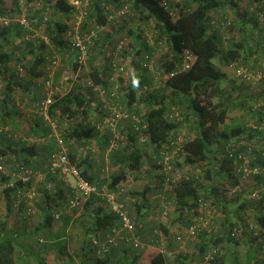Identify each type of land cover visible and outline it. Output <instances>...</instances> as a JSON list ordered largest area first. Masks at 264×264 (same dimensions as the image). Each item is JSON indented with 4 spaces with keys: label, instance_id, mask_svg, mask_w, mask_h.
<instances>
[{
    "label": "trees",
    "instance_id": "obj_1",
    "mask_svg": "<svg viewBox=\"0 0 264 264\" xmlns=\"http://www.w3.org/2000/svg\"><path fill=\"white\" fill-rule=\"evenodd\" d=\"M27 1L30 4L32 1L38 3V6L35 7L36 10L32 11L33 13L30 12V4L24 3L28 7V11L23 14L21 6H24V4H19L21 0H0V19L5 18L7 21L3 26L0 24V122L2 126L8 125L5 116L7 110L11 107L14 91L21 89L23 93L26 92L25 89L28 85L35 86L36 90L39 91L36 102L40 104L46 98L48 92L46 83L51 80L54 95L51 96L52 104L48 107L49 118L62 122L65 118L76 120L81 117L75 126L62 129L60 136L64 140L65 146L71 148V144H69L71 140L78 143L86 141L88 138L86 129L91 126L90 121L87 119L88 114L92 111V106L96 104L93 100L95 95L91 88L87 89L89 97L84 95L83 89L78 83H75L65 94L56 93L54 86L58 84L59 72H53L51 79L48 77L46 72L51 71L48 67L44 68L46 59L42 49L53 46L66 53L71 50L73 54L70 57L72 72L78 74L81 72L78 69L80 53L77 48H73L76 40L75 36L80 39L88 36L92 44L90 46L93 49L96 48L97 55L103 56L102 68L105 70L100 71V67H92L87 80L93 85H102L106 88L107 85H104V79L108 74L106 73V67L108 70L112 69L111 65L120 68L113 57L119 53L123 54V49L126 50V47H124L126 44L130 54H132V59L129 58V62L139 70L133 76L130 85L120 88L123 93L122 98L127 103L128 112H132L130 114H134V118L129 117L119 123L121 129L125 132V134H122L125 138L119 141L118 150L112 152L113 154L111 153L116 169L99 184L94 182V178L88 174V157L85 159L80 157L82 160H79V156L76 158L77 155L75 156V153L73 154L70 152L71 150H68V158L71 164L77 167L80 176L85 181L98 185L106 183L110 191H116L119 184L127 179L128 173L137 174L142 172L144 157L148 155L147 149L151 151L154 158L160 155V151L173 152L177 149L171 161L174 167L178 169L190 166L196 172L194 175L183 177L180 182L171 183V189L167 191V194L173 198L176 205V213L178 214L175 220L177 223L184 230L187 229L194 223L193 218L197 217L198 213L195 209L199 206L200 199L211 196L214 197L213 203L216 205L218 203L222 204V208L225 210L229 206H235L233 213L243 222V225H241L242 227H233L226 211L222 234L217 235L216 238H210L214 245L210 244V247H208L204 239L206 234L201 231L199 235H202L199 240L202 243L198 258L194 260L193 257L178 255L173 264H224V255L218 253V250L212 255L210 261L204 263L203 259L206 252L215 249L219 243L226 242L229 244L236 241L235 234L239 228L242 233H246L250 237L243 264H264V194L262 195L258 191L261 198L259 200L253 199V201L258 203L259 208L250 207L248 210L252 213L249 214L252 215L251 219L245 220L243 217L247 214L245 203L239 204L236 199L229 202L225 200L220 202L222 192L216 184L217 178L232 181V187L239 183L238 177L240 176L233 174V171L242 165L243 159L239 156H244V150L246 151V149L242 147L235 148L232 155H230L226 148L234 137L241 135L242 129L239 125L233 123L231 131H228L230 127L221 129L228 117L229 110L232 109V102L227 98V91L221 85L225 80V73L214 60L220 58L227 66L238 60L242 54L243 58L247 59L254 49L251 50L252 46H249L246 42L251 35L246 28L257 24L259 12L247 16V10L240 14L238 8L236 9L238 14L236 17L241 25L238 28L232 26L231 30H239V33H244L242 34L243 39L237 41L230 39L224 49L220 47L221 38L217 32L207 34L212 11L218 12L225 5L236 8L240 1H243L248 7L252 6L255 11H263L264 0H225V3L224 0H192L194 4L191 7L185 1L173 0H88L87 5L84 6L82 17L67 0ZM79 1L85 4L86 0ZM47 8L51 10L49 18L44 17ZM221 13L225 15L224 11H221ZM254 14L255 17H251ZM23 15L27 25H22L20 22ZM72 19L76 24L73 29L67 25ZM224 22L226 23V21ZM143 24L149 29L153 27L155 32L153 44H150L143 36L146 29L142 26ZM215 24L217 26V23ZM210 25L212 26V24ZM227 25H230L229 22ZM108 26L110 30L104 31ZM119 31L126 37L118 35ZM68 32L73 35H69ZM16 39L19 40V43L11 46L10 44ZM45 39L48 42H45ZM101 40L102 45L100 44ZM130 40L131 43H129ZM253 42L256 45L254 52L260 53L262 56V60L259 62L261 66V64H264L262 39L255 38ZM162 43H165L168 49L163 59L159 61V66L154 71V75H152V77L159 76V79L154 81L151 75L147 73V69L151 61L150 58L154 53V47ZM97 46H100V48ZM27 50L28 52L25 53ZM185 51L193 55L194 61L189 68L183 70L182 59ZM125 52L124 55H127V51ZM260 70L262 72V74L259 73L260 80H262L261 86L264 87L263 67ZM38 81L41 83H38ZM143 86L150 87V90L145 94H138ZM141 102L144 103L142 113L138 107ZM36 104L35 109L36 114H38L40 111ZM179 110V115L181 112L186 115L185 121L173 115L174 112H179ZM12 114L16 116L15 112ZM35 118L34 126H36V130L33 129L34 134L38 138L48 137L51 128L48 126L47 121L42 115ZM190 121L195 125L196 133L180 146L177 142V132L184 122L188 123ZM94 125L92 130L96 131V134L103 139L104 145L101 148L104 152L109 146V136L100 135ZM41 130L43 133L38 132ZM259 132L261 131H255V133ZM262 133L264 135V129ZM52 140L56 145V138H52ZM171 143L174 144L171 146ZM12 146V144H9L6 147L7 149L1 150V154L12 155L15 158L14 161L18 162L15 174L27 169L34 172L37 158L40 156H43V160L48 159L47 169H45L48 172L52 154L58 151V147L52 149V145H48L49 147L43 145L39 148L35 145L27 146L26 144ZM253 155V151L249 152L250 163H248V166L261 170L260 175H253L255 179H259L262 176L261 174L264 175V152L257 151L256 155ZM153 165L157 169L160 168L159 165H156L155 159ZM18 176L19 174L15 175L16 180L10 185L11 179L0 174V200L5 201L9 211L14 206L18 207V213H21L20 211L27 206L23 193L30 189L31 181L23 183ZM202 176L210 182V189L207 190L200 186ZM53 178L54 176H48L46 181L52 182ZM158 181L161 184L164 183L162 174L159 176ZM262 185H264V181ZM56 186L57 192L55 194H51L49 189L44 191V200L38 206V210L42 214V221L35 229L30 231H27V229L21 231L16 228L7 229L5 222L0 220V264H15L14 252L16 249H18V254L28 252L19 243V238L24 233L40 235L41 231H45V237L49 240L48 232L57 218L56 214L61 206L60 201L68 196L67 191L70 194L69 203L75 196V190L71 185H66L69 190H66V187L61 183ZM157 188L154 190L155 193H160L162 187ZM148 190H143L138 203H134L137 213L140 212L142 207L148 205L146 197ZM119 200L124 204L126 203L124 200ZM83 204L84 214L90 218L91 222L84 230L85 237L81 250L74 255L76 258L69 257L66 253L65 230L69 226V219L65 220L61 233L54 236L55 241L50 242V245H43L42 252L52 249L57 252V257L68 256V264H75V260L77 264H168L166 256L158 250L154 251L153 247L150 246L146 247V263L140 262L141 254L122 248V246H112L115 248V252L106 255L92 244V240L97 238L102 243L105 233L118 223V218L109 211L108 204L96 196H91L87 201H83ZM156 204L159 205L158 202ZM130 218L136 224V235L141 239L144 224L139 223L137 217L133 215ZM247 229L249 232L246 231ZM157 230L159 229H155V227L152 229L150 242L153 245L158 243L160 230L164 233L168 232L164 227L160 228L159 231ZM261 252L263 253L262 256H260ZM100 253L105 256H101ZM38 259L40 264H46L42 258L39 257Z\"/></svg>",
    "mask_w": 264,
    "mask_h": 264
},
{
    "label": "rangeland",
    "instance_id": "obj_2",
    "mask_svg": "<svg viewBox=\"0 0 264 264\" xmlns=\"http://www.w3.org/2000/svg\"><path fill=\"white\" fill-rule=\"evenodd\" d=\"M25 4H30L27 0H21ZM173 1H185L190 7L194 4L192 0H173ZM225 3V0H224ZM32 4V5H31ZM30 4V12L34 11L35 7L38 6V3L35 1H32ZM238 7V9H237ZM237 7H230L229 5H225L222 7V9L218 12H211V22L212 26L209 24V27L207 28V34H213L217 32L220 35L221 38V48H226L228 41L230 39H234L235 41L240 40L242 38V34L239 33V30H231V27L234 26L236 28L240 27L241 22L236 17L235 12L233 9H237L238 12L241 14L245 10H247L248 15L250 16L251 13H258L259 21L257 24H253L248 26L246 29L251 33L250 37L246 40L247 44L249 46H252L251 50H255L256 45L254 44L253 40L255 38H261L262 39V45L264 46V10L263 11H255L252 6L246 5L243 1H240L237 5ZM36 10V9H35ZM221 11L225 12V15L221 13ZM33 13V12H32ZM36 13V12H35ZM44 17L49 18L51 14V10L47 8L45 10ZM238 15V14H237ZM255 17V14L251 17ZM43 17V19H44ZM250 17V18H251ZM238 19V20H237ZM5 18L0 19V24L3 26L5 24ZM226 21V23L224 22ZM7 22V21H6ZM229 22V26L227 23ZM252 22V21H251ZM217 23V26L216 24ZM220 24V25H219ZM69 27L73 29V27H76L74 19H72L69 24ZM144 28H146L143 32V36L146 37V39L149 41L150 44H153V36H154V29L151 27V29L147 28L145 24H143ZM252 26V27H251ZM219 27V28H218ZM70 29V30H71ZM76 29L74 28V31ZM109 26L106 27L104 31H109ZM262 31V32H261ZM69 35H71V32H68ZM122 37L124 35L119 31L117 33ZM73 35V34H72ZM71 35V36H72ZM117 35V36H118ZM116 36V37H117ZM70 37V36H69ZM243 39V38H242ZM73 40V38H72ZM71 41V37H70ZM102 40L100 41V44L102 45ZM127 42V41H126ZM125 42V43H126ZM245 42V43H246ZM19 43V40L16 39L13 41L10 45L13 46V44ZM131 43V40L129 41ZM92 45V44H91ZM20 46V44H18ZM100 48V46H97ZM124 47H126V50H124L123 54L119 53L118 55H114L115 62L119 65V67L123 68V73H119V75L112 73L113 80L110 81V84L108 85V88H115L116 85L119 86V88L116 90L119 96V102L123 106H126L124 103V100L122 98V91L120 90L121 87H125L126 85H130L132 83L133 76L135 73L139 70L136 69V67L129 62V58L132 59V54L129 52L128 46L125 44ZM167 45L165 43L158 44V46L154 47V53L150 58L149 66L147 69V73L151 75H154V71L157 69V66H159V61L163 59V56L167 52ZM122 50V51H123ZM251 51L250 55H248L247 59L243 58L242 56L232 62L230 65H227L223 63V61L220 58H217L215 63L220 67V69L225 73V80L222 82V87L227 91V98L232 102V109L229 110L228 117L225 120V124L221 126V129L223 127H230L229 124L232 125L233 119H237L240 122V118H244L242 123L240 122L242 128L244 131L246 129H250L252 131H261V135L254 136L251 140L246 141L245 136L242 134L236 139L234 137L230 144L234 143L235 146L245 147L246 151L244 150V156H240L241 159H243V165L245 164L247 167L248 163H250V157L249 152L253 151V156L256 155L257 151L264 152V135L262 133V130L264 129V87L262 85V80H260V74H262L260 68L263 67L264 64H261L260 61L262 60V56L260 53H255ZM127 51V55H124ZM42 53L45 57H47L45 62V68L50 66L49 60L52 57H55L58 60L57 68L54 72H59V77L57 79V85L54 86V90L56 93L65 94L67 93L72 86L76 83L80 84V86L83 89V94L89 97V93L87 91L88 87V73L92 67H103V56L96 54V48L93 49L92 46L89 47L88 55L81 58L83 59V65H81L78 69H80L81 72L78 74L72 72V63L70 57H72V51H68L67 53L63 50H58L53 46L46 47L42 49ZM121 54V55H120ZM130 54V55H128ZM221 55V54H220ZM135 57V55H134ZM51 71V70H50ZM48 75H51V72H46ZM153 73V74H152ZM157 75V74H156ZM244 75H246V78H244ZM154 81H157L159 79V76L152 77ZM118 80V83H116L115 80ZM138 91V94H142ZM26 94L27 92H23ZM39 94V91L37 92V95ZM145 94V93H144ZM21 96V95H20ZM170 98V97H168ZM25 102L28 104L26 108L29 110L28 115L20 114L19 117L14 116L12 119H7L9 121V124L7 126L8 128H5V126H2V123L0 122V129L7 130L8 132L12 131V139L11 144L14 146L26 144L31 145L30 143H35V145L39 148L46 143L44 142V137H39L40 140H37V136L34 134V131L31 132L29 127L30 125L34 126V121L36 120L35 117H39L41 113L38 114L35 113V104L37 103L35 99L28 100L25 98ZM98 99V98H97ZM97 99L93 96V100L98 104ZM18 103V106L16 103L14 105L11 104V108L19 109L21 107L22 109L25 108L24 101H16ZM99 105V104H98ZM101 106V105H100ZM100 106L95 107V112L103 113V111L100 110ZM127 107V106H126ZM139 110L141 113L144 110V103H140L138 105ZM23 113V110H22ZM129 113H132L129 111ZM180 113V110H179ZM104 114V113H103ZM181 120L185 121L186 115L181 112L180 114ZM102 117V116H101ZM100 117V118H101ZM240 117V118H238ZM93 118V113L90 112V115L88 116V121ZM98 118L96 122L100 120ZM81 117L77 118L76 120H69L68 122L62 121L58 122L59 127L55 129L53 132L51 129V135H49L48 139L52 142V149L54 147V142L52 138H56L59 134H61V131L65 127H73L75 124L79 122ZM261 121V123H259ZM77 122V123H76ZM67 123V125H66ZM46 124V123H45ZM93 124V125H94ZM234 124V123H233ZM44 125V123H43ZM92 125V124H91ZM89 130V129H88ZM118 133L125 134V132L121 129L120 126H118L117 129ZM228 131H231L230 128H228ZM17 132V133H15ZM40 133H43V131H39ZM177 142L181 146L182 143L193 137L196 133V127L194 124H192V121L184 124H182L181 128L177 132ZM255 134V133H254ZM20 136L21 138H17V136ZM7 135L3 132H0V156H2L6 160L5 165V174L4 176H8L11 181L10 185L14 183L16 180L15 175H18L19 172L15 174V168L17 166L16 161H14V157L12 155L8 154H1V150L4 149L5 142L9 143V140H7ZM243 136V137H241ZM248 137V136H247ZM36 138V139H35ZM239 140V142H238ZM46 141V140H45ZM238 143V144H237ZM47 145V144H46ZM48 146V145H47ZM49 147V146H48ZM78 147V146H77ZM19 148V147H18ZM71 150H75L76 146L71 144ZM87 149H84V152H86ZM54 153V152H53ZM147 153L149 155L145 157L143 163H148L145 166H149L151 168V173H154L157 176L156 178L159 180V176L162 174L161 171L157 168H152L151 164L154 161L153 154L149 149H147ZM106 155V153H105ZM43 156H40L37 158L36 162V169L35 172L37 173L36 176H34L31 180V186L30 189L26 190L23 194L26 201V208L22 209L19 212L18 207H12V209L9 211L7 208V205L4 200H0V220L4 221L6 224V228H16L20 229L21 231L26 230L29 227H32L31 229H35L42 221V214L38 210V206L43 202L44 200V191L45 189H49L51 194H55L57 192V184L60 183L66 187L71 185H74L73 178H66L64 179L63 176L59 175L55 172L45 171L47 161L46 158L43 160ZM107 159L110 161L109 156H107ZM181 161V160H180ZM143 168V167H142ZM150 170V169H149ZM198 171V169H196ZM108 172V170H107ZM106 170L105 173L107 174ZM141 173V172H140ZM134 174V173H128L127 179L119 184V187L122 189L120 193L121 200H124V198H128L127 196L130 194L131 197L128 201H126V209L130 216H135L136 210L134 203H138L139 198L141 196L142 191L144 190L146 186V181L148 175L145 174ZM196 172L192 170V167L190 166H184L183 168L174 167L173 171L169 173L170 177V184L163 183L161 184L159 181H156L154 185H152L153 188L156 187H162L160 190V193H155L156 191H149L146 195L148 199V204L154 205L157 202L159 203L158 208L155 211L157 212V216L153 215L152 212H148L144 217L137 218L139 223H148L149 225H155L158 226L160 222V218L164 217V222H170V228L167 233H164L162 230H160L158 227H155L156 229H159L161 233H159L158 236V243L156 245H153L150 242V239H152V227L149 229H146L141 237V242L143 244V248L134 250L129 247H122L128 250L135 251L139 254H141L140 262L143 263L147 261V246L153 247V250L160 251L163 253L168 261V264H173L175 261L176 256L178 255H185L187 257H193L194 260L198 258L200 253V236L198 234L195 235H187L183 233L185 230L182 226H180L177 221L175 220V217L178 213H176V205L174 203V200L171 196L167 194V191H170L171 189V183L180 182L183 177H188L190 175H194ZM233 174H239L235 171H233ZM249 176H246L245 178L241 175L239 178V183L235 185L234 187L231 186L232 181H228L227 179H219L217 178V185L220 189V192H222L221 199L219 201H226L229 202L231 200L238 201V203H245V207L247 209V214L243 215L244 219L247 220L248 218L251 219L252 214L249 212V208H259V205L257 202L253 201L252 198V192L260 191L262 195L264 194V185H262V182L264 181V175L261 174V178L255 179L253 175L248 174ZM48 176H54L52 182H47L46 178ZM163 176V174H162ZM106 184V183H103ZM210 182L204 179L202 176L200 180V186L204 187L205 189L209 188ZM236 188L237 192L232 193V189ZM210 193L209 191H207ZM67 197L62 199L60 201L61 206L59 207V211H57V218L55 220V223H53L51 229L48 232L49 240L45 237V231H41L40 235H29L23 236L21 239L19 238V243L22 246V248L27 249L28 252H24V254H18V249L14 252V261L15 264H40L39 257L42 258L44 261H49L48 264H68L69 257L76 258V253H78L81 250V246L83 244L84 240V230L87 228L88 225H90V218L84 214V207L83 202H81L77 206H71L69 203V191H67ZM260 195V194H259ZM214 198V197H213ZM213 198L211 196L203 198L205 203L203 205H199L197 209H195L199 216L194 217L193 221L198 222L203 229L202 231L206 234V238L204 237L206 244L214 245L213 241H210V238H216L217 235L222 234V230H224V220L226 216V211L228 212V216L230 217L231 224L233 227H240L243 225V222L234 215L233 210L235 209V206H229L226 210L222 208V204L218 203V205L213 203ZM222 198H225L222 200ZM72 199L70 200V202ZM17 205V204H16ZM146 208V207H145ZM144 208V209H145ZM30 209V212L28 214V210ZM153 208H150V210ZM146 210V209H145ZM251 211V209H250ZM147 213V212H146ZM66 219H69V226L65 230L66 235V253L68 256H62L57 257V252L50 249V251L42 252L43 245H50L49 243L54 240V236L56 233H61L63 230L62 227L64 225V222ZM163 219V218H162ZM249 219V221H250ZM155 223V224H154ZM242 227V226H241ZM30 229V230H31ZM157 230V231H159ZM249 232V230H246ZM178 234H181V238L178 240L176 237ZM235 237H237L236 241H233L231 243L222 242L217 245L215 249H210L208 253H216L218 250V253L220 252L221 255H224V264H243L246 256V252L248 250L249 245V236L246 233H242L241 229L237 231L235 234ZM176 238V239H175ZM51 239V240H50ZM171 239V240H170ZM42 240V242H40ZM152 245V246H151ZM214 248L213 246H211ZM209 249V248H208ZM207 249V250H208ZM41 252V253H40ZM50 252V254H49ZM107 253V252H105ZM49 254V255H48ZM70 254V255H69ZM207 254V252H206ZM101 256H105L103 253H100ZM263 253H260V256H262ZM58 258V259H57ZM77 264L76 260L74 262Z\"/></svg>",
    "mask_w": 264,
    "mask_h": 264
},
{
    "label": "built area",
    "instance_id": "obj_3",
    "mask_svg": "<svg viewBox=\"0 0 264 264\" xmlns=\"http://www.w3.org/2000/svg\"><path fill=\"white\" fill-rule=\"evenodd\" d=\"M68 3L73 6L78 12L79 16H83L84 6L87 5L88 0L85 1V4H82L79 0H67ZM23 2H19V4H22ZM24 4V3H23ZM21 11L24 12L28 11V7L22 5ZM20 22L22 25H27V21L24 18V15L21 17ZM213 24V23H212ZM228 24V23H227ZM75 42H74V49L77 48L79 50V57H78V63L79 67L83 65V57L88 55L89 47L91 45L89 37L84 39H80L79 37L75 36ZM87 39V40H86ZM86 40V41H85ZM85 41V42H84ZM45 42H48L47 39H45ZM183 70L189 68L191 63L194 61V57L192 54H190L188 51H185L183 53ZM48 69L51 70V75H48V77L52 78V73L55 71L58 65V60L55 57H52L49 60ZM112 70L114 74L119 75V73H123V68H117L115 65H111ZM50 73V72H49ZM244 78H246V75H244ZM113 80V79H112ZM116 83H118V80H115ZM88 87L92 89V92L94 93L98 104L100 106V110L105 113L102 118L95 123V127L97 129V132L100 135H106L109 136V146L106 150L107 154H110L114 151H117L119 148V141L124 140L125 136L118 133L117 129L119 126V123L122 120L128 119L129 117L134 118V114H130L128 112L127 103L124 101L126 106H123L120 104L119 96L117 93V89L119 88L118 85L115 86V88H108V86L105 88L102 85H93L89 80ZM46 89H48V92L46 94V98L40 102V104H36L39 107V111L41 115L44 117L45 121H48L51 125L52 129H56L58 127V122L51 120L48 116V107L52 104L51 96L54 95L53 87H52V81L48 80L46 83ZM150 90V87L143 86L141 89V93H146ZM55 91V90H54ZM109 114H106V113ZM174 116H178V118L181 119L179 112H174ZM65 122L69 121V119L65 118ZM67 128V127H65ZM1 132L8 135L10 132L4 129H0ZM174 143H171V146ZM56 146L58 147V151L54 152L52 154V157L49 162V169L50 172L58 173L59 175L63 176L64 179L66 178H73L74 185L72 186L75 190V196L74 199L70 202L71 206H77L83 201H87L91 196H96L97 198L101 199L103 202L108 204V209L111 213L117 216L118 223L114 225L112 228L109 229L105 233V238L102 241H99L97 238H94L92 240V244L95 245L99 250L102 252H107L108 249L112 246H122V247H129L134 250H138L143 248V244L140 240V238L135 233V226L136 224L132 221L130 218V215L125 207V204L119 200L120 193L122 189L118 186L116 191H110L108 186L106 184L104 185H98V184H90L89 182L85 181L81 176L80 172L77 169V167L74 164H71L69 158H68V149L65 146V142L60 136H56ZM230 146V147H229ZM227 146V150L229 151L230 155L234 152L235 148H238L234 145V143L229 144ZM177 149H175L176 151ZM175 151L168 152V151H160L159 156L154 158L156 165H159V170L164 176V182L169 184L170 177L169 173L173 171L174 165L171 163L175 156ZM240 157V156H239ZM241 158V157H240ZM6 160L0 156V174H5V165ZM236 172L239 174H236L238 176H243L244 178L246 176L250 175H260L261 170L259 168H250L247 167L245 164L236 168ZM37 173L32 170H23L19 172V178L22 180L23 183L30 182L34 176H36ZM237 189H232V193H236ZM252 198L253 199H260L261 196L259 195L258 191L252 192ZM205 203L204 199L201 198L199 201V205H203ZM30 212V209L28 210V214ZM57 217V216H56ZM198 222H194L192 225H190L183 233L187 235H195L201 232L203 229H201L200 225H198ZM234 235V234H233ZM181 238V234L177 235V239L179 240ZM42 242V240H40ZM214 253H207L205 255V258L203 259V262L206 263L212 259V255Z\"/></svg>",
    "mask_w": 264,
    "mask_h": 264
},
{
    "label": "crops",
    "instance_id": "obj_4",
    "mask_svg": "<svg viewBox=\"0 0 264 264\" xmlns=\"http://www.w3.org/2000/svg\"><path fill=\"white\" fill-rule=\"evenodd\" d=\"M238 8V7H237ZM234 10V12H235V15H237V12H236V9H233ZM26 52H28V50L27 51H25V53ZM45 57V56H44ZM45 59H47V57H45ZM46 62V61H45ZM45 68V67H44ZM101 68V69H100ZM99 68V70L100 71H104L105 69H103L102 68V66ZM105 68V67H104ZM103 69V70H102ZM111 69V68H110ZM109 69V70H110ZM106 73H108L107 74V76H106V78L104 79V82H105V84L104 85H109L110 84V81L113 79V77H112V69L109 71L108 69H107V67H106ZM38 83H41L40 81H38ZM127 86V85H126ZM125 86V87H126ZM27 89V90H26ZM25 89V91L27 92L26 94H24V93H22L21 92V89H17L16 91H14V93H13V96H12V105H14L15 103H16V105L18 106V103L16 102L17 100L18 101H24V104L26 103L25 102V98H27L28 100H33V99H38V97L39 96H37V90H36V88H35V86H33V85H28V87ZM1 90V89H0ZM21 95V96H20ZM95 97V96H94ZM96 98V97H95ZM15 102V103H14ZM95 102V101H94ZM28 104L26 103L25 104V108H21V107H19V109H13V108H9L8 110H7V113H6V116H5V118H6V120L7 119H12L14 116H13V112H15L16 113V116L18 117V115L19 114H25V115H27V116H29L27 113H28V109L26 108V106H27ZM96 106H99L98 104L96 105H94V106H92V111H90V112H92L93 113V118H91L89 121H90V123L92 124L90 127H88L87 129H86V132H87V134H88V138L86 139V141L84 140L83 142H80V143H78V142H74V141H69V144H72L73 145V143H74V145L76 146V149L74 150H71L72 148H70L69 146H66V148L68 149V150H71L70 152L71 153H75V156H76V158H78V156H79V160L81 159L80 157H83V159H85L86 157H88V159H89V163H88V165H87V169L89 170V172H88V174L89 175H91L93 178H94V182H96V183H101V181L103 180V179H105V178H107V177H109V175L116 169V167H115V163H113V161H112V158H111V155L113 154H107V152H106V150L103 152L102 151V146L104 145L103 144V139L101 138V137H99V135H97L96 134V131H94V130H92L93 129V124H94V122L98 119V118H100L102 115V113L100 114V113H98V112H93V111H95L96 109H95V107ZM22 110H23V113H22ZM37 111H35V113H36ZM90 115V113L88 114V116ZM21 117V116H20ZM238 118H240V117H238ZM243 119L244 118H240V122L242 123V121H243ZM232 121V123H234V125H239L240 127H241V129H242V135L243 136H245V140L246 141H248L249 142V140H251L253 137H251L252 135H254V136H257L258 134L259 135H261L260 134V132L259 133H255V131H252V130H250V129H246V131H244V129L242 128V126H241V124H240V122L237 120V119H233V120H231ZM8 122V124H9V121H7ZM68 122V121H67ZM264 122V121H263ZM47 123H48V126L52 129V127H51V125L49 124V122L47 121ZM77 123V122H76ZM259 123H261V121L259 122ZM66 125H67V123H66ZM8 126V125H7ZM7 126H5V128H8ZM229 126H230V129H232V125L231 124H229ZM29 129H30V131L31 132H33V129H35L36 130V126H30L29 127ZM89 129V130H88ZM43 130V129H42ZM52 131L54 132L55 131V129H52ZM10 132V131H9ZM39 132V131H38ZM10 133H12V131L10 132ZM15 133H17V132H15ZM255 133V134H254ZM49 135H51V133L49 134ZM48 135V136H49ZM17 136V135H16ZM243 136H241V137H243ZM248 136V137H247ZM7 138V140H9V143H7V142H5V144H4V149H7L6 147H8V145L9 144H11V137H12V135L11 134H9L8 133V135L6 136ZM17 138H21L20 136H17ZM49 137H44V139L46 140H44V142L47 144V145H50L51 146V144H52V142L48 139ZM238 137H236V139H237ZM36 139V138H35ZM37 140H40V138H37ZM238 142H239V140H238ZM31 145H35V143L33 142V143H30ZM45 144V145H46ZM54 144V149H55V147H56V145H55V143H53ZM238 144V143H237ZM37 145V144H36ZM35 145V146H36ZM0 146H1V144H0ZM38 146V145H37ZM78 146V147H77ZM13 147V146H12ZM238 148L240 147V146H237ZM242 148H245V147H242ZM84 149H87V151L86 152H84ZM105 153H106V155H105ZM107 156H109V158H110V161L107 159ZM148 156V155H147ZM146 157V156H145ZM145 157H144V159H145ZM147 158V157H146ZM82 160V159H81ZM146 164H148V163H144L143 164V168H142V172L140 173V174H145V175H148V177L146 178L147 179V181H146V186H145V188H144V190H148V188H150L148 191H154L155 189H158L157 187L156 188H153L152 187V185H154V183H156V181H158V179L156 178V176H157V173H156V175L154 174V173H151V168L147 165V166H145ZM149 164H151L152 166V168H154L155 169V166L153 165V163H149ZM150 169V170H149ZM105 170H106V172H107V170H108V172H107V174L105 173ZM66 190H69L67 187L65 188ZM128 198H124L125 199V202L126 201H128L129 200V198L131 197V195L129 194L128 196H127ZM140 198H141V196H140ZM140 198H139V200H140ZM146 206H144V207H142V209L140 210V212L139 213H137V211H136V214H135V217H137V218H142V217H144L146 214H148V212H152V214L153 215H155V216H157V212L155 211L156 209H154L155 207L156 208H158L159 207V205H157V204H154V205H147V207L145 208ZM146 210H145V209ZM150 208H153V209H151L150 210ZM147 212V213H146ZM197 216H199L198 214H197ZM163 218V219H162ZM161 220H160V222H159V225L158 226H155V225H149L148 223L146 224V223H143L144 224V230H143V232L142 233H144V231L146 230V229H149L151 226H154V227H158L159 229L161 228L162 229V227H164L167 231L169 230V228H170V222H164V217H161L160 218ZM138 220V219H137ZM55 223V222H54ZM155 224V223H154ZM32 227H29L28 226V228H27V231H30V229H31ZM151 229H153V227L151 228ZM156 229V228H155ZM56 235H58V233H56ZM23 236H27V234H25L24 233V235H22L21 237H20V239L23 237ZM171 240V239H170ZM200 244L202 243L201 241L199 242ZM115 250V248L114 247H110L109 249H108V251H107V253H105L106 255H108L109 253L111 254V252H115L114 251ZM47 251H50V250H47ZM54 251V250H53ZM41 253V252H40ZM119 253V252H118ZM117 253V254H118ZM49 254H50V252H49ZM48 254V255H49ZM46 264H48L49 263V261H44Z\"/></svg>",
    "mask_w": 264,
    "mask_h": 264
},
{
    "label": "clouds",
    "instance_id": "obj_5",
    "mask_svg": "<svg viewBox=\"0 0 264 264\" xmlns=\"http://www.w3.org/2000/svg\"><path fill=\"white\" fill-rule=\"evenodd\" d=\"M1 132V131H0ZM5 134V133H4ZM11 134V133H10Z\"/></svg>",
    "mask_w": 264,
    "mask_h": 264
}]
</instances>
